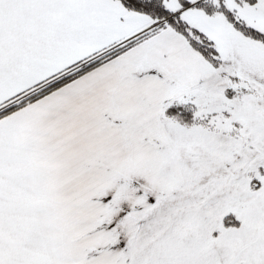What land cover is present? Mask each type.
Masks as SVG:
<instances>
[{"label": "snow or ice", "instance_id": "snow-or-ice-1", "mask_svg": "<svg viewBox=\"0 0 264 264\" xmlns=\"http://www.w3.org/2000/svg\"><path fill=\"white\" fill-rule=\"evenodd\" d=\"M0 264H264V0H0Z\"/></svg>", "mask_w": 264, "mask_h": 264}]
</instances>
